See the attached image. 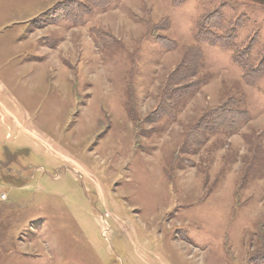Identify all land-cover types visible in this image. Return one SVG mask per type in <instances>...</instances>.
Returning <instances> with one entry per match:
<instances>
[{
  "label": "rangeland",
  "instance_id": "1",
  "mask_svg": "<svg viewBox=\"0 0 264 264\" xmlns=\"http://www.w3.org/2000/svg\"><path fill=\"white\" fill-rule=\"evenodd\" d=\"M219 19L259 64L264 0H0V264H262L264 77L200 41ZM231 98L238 127L192 131Z\"/></svg>",
  "mask_w": 264,
  "mask_h": 264
},
{
  "label": "trees",
  "instance_id": "2",
  "mask_svg": "<svg viewBox=\"0 0 264 264\" xmlns=\"http://www.w3.org/2000/svg\"><path fill=\"white\" fill-rule=\"evenodd\" d=\"M214 28L224 31L220 33L215 31ZM237 36V29L229 25L225 29L223 19H219L218 23L213 24V26H203L199 39L212 45L234 50L233 59L235 62L244 69L246 77H254L253 83L250 84H257L264 77V53L259 60V64L256 65L250 48L239 49ZM191 56L192 54H187L183 62L170 75L167 89L159 97L155 108L156 116L152 121H157L163 117L174 118L177 114V102L192 94L196 88L203 84V81L194 78L198 69L201 68L202 56L197 50L196 54H193V57ZM239 104V100L237 105L235 99L231 98L226 100L224 105L211 108L202 116L198 125H196V129L193 128L192 131H197L200 136L203 135L201 137L204 140L207 138L205 136L206 132L212 134L219 132L221 129L232 132L241 123L242 119L239 114L247 113L249 115L248 110L241 109ZM256 254L254 258L261 259V263L264 264V239Z\"/></svg>",
  "mask_w": 264,
  "mask_h": 264
}]
</instances>
